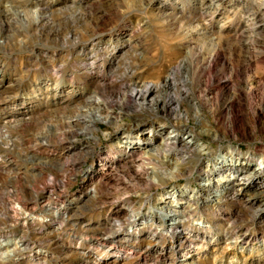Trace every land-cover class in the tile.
<instances>
[{"label": "rangeland", "instance_id": "obj_1", "mask_svg": "<svg viewBox=\"0 0 264 264\" xmlns=\"http://www.w3.org/2000/svg\"><path fill=\"white\" fill-rule=\"evenodd\" d=\"M0 72V211L3 198L29 208L34 191H52L55 206L69 212L55 235L48 234L52 215L28 225L0 217V238L23 231L33 244L28 255L42 252L47 264H95L117 253L115 264H264V205L254 199L260 191L264 198V167L251 173L264 163V0H0ZM172 72L173 86L157 96L173 93L187 117L162 103L156 111L130 102L135 88L163 84ZM94 114L111 121L94 132L98 142L78 120ZM157 125L191 130L211 150L175 177L170 166L148 161L162 174L159 186L148 182L152 170L139 175L136 161L121 158L119 146ZM82 142L93 151L73 154ZM235 149L238 175L251 174L210 202L229 174L214 164ZM112 161L114 171L103 173ZM181 188L198 193L196 204L179 199L187 205L183 235L195 239L173 249L171 239L151 241L164 228L147 220ZM115 221L122 226L113 232Z\"/></svg>", "mask_w": 264, "mask_h": 264}, {"label": "bare ground", "instance_id": "obj_2", "mask_svg": "<svg viewBox=\"0 0 264 264\" xmlns=\"http://www.w3.org/2000/svg\"><path fill=\"white\" fill-rule=\"evenodd\" d=\"M31 16L33 19H35V21L40 18L39 12H36V11L32 12ZM174 74L175 73L172 72L170 74L171 76L168 77L163 84L146 83V84H143L138 89L135 88L131 96L130 102L134 105L139 104L141 106H150L153 110H156V111L158 110L159 105L162 103L163 107H166V108L168 106L169 108L173 106L171 109L172 113L174 112L183 117H187V114L180 113V102L177 100V98L175 97L173 93L166 96L165 99L159 98L157 96V93L159 92V90H161V88L173 86L174 78H175ZM0 75H1V72H0ZM188 80L189 79L186 76L185 82H188ZM184 91H185L184 92L185 96H188L190 93L189 89L185 88ZM95 102H97V104H100L99 99H97ZM199 106H200L199 103L197 102L193 103V107H195L197 111H199L198 110ZM78 120L82 121V123L86 126L85 127L86 130L90 132L88 137L93 142H98L100 140V138L94 134L95 131L99 130V124L101 122L111 123V121L108 118L102 117L99 114H94L93 116H88V117L80 116ZM184 129L186 130L185 127ZM118 131L120 134L123 133L121 129H118ZM77 145L78 146L75 147V151L73 152V154H76L79 151L85 152L86 154L90 150L93 151L94 149L90 145L84 144V142H82L81 144H77ZM119 146H121L122 153H124L121 158H126V159H131V160L133 159L134 161H136L137 163L136 169H137L138 174L146 173V172L148 173L149 169L150 171L152 170V172L147 175L148 182H150V184H155L158 186L162 182H164V180L163 181L159 180L162 174L159 177V175L153 170V168L148 167L147 166L148 161L150 162V160L154 159L158 162V164L159 162H161L162 164L170 166L173 170V171L171 170L173 173L171 174V176L174 175L175 173V175L173 176L175 177L176 174L178 175V173L181 172L180 171L181 168L186 166L192 159L197 158V157L202 158L205 156H209L211 153V150L207 148V146H205L203 142H200V140L196 138V135L191 130H186L185 134H182V131L180 129L166 130V127L163 125L152 126L150 127V129H148V131H143L142 133L136 134L135 136H132V137H129V136L123 137L120 140ZM237 151H238L237 149L232 150L230 156H227L226 154H221L218 160L215 162L214 164L215 170L229 171V174L227 176L222 177L221 180L218 179L217 180L218 185H216L211 190L209 189L211 193L207 199L210 202H215V203L220 202V199L225 194L224 193L225 190L224 188H222L223 185L226 186L229 184H233V185L237 184L239 186L241 184L246 183V180L249 174L251 173L261 174L263 172L262 169L264 167V163L261 162L260 164H258L252 169L251 173L243 172L241 176H239L238 173L240 172V170H242V167H241L242 163L240 162V160L233 159V156L235 157V155H239L238 154L239 152ZM69 152H72V149ZM1 165L2 163L0 161V167H2ZM102 168H104L102 169V172L103 171H107L109 173L113 172L115 169V162L114 161L107 162L104 166H102ZM156 176H158L159 179L155 178ZM207 178L208 177H205L200 182L203 184V186H205V188L206 187L209 188L212 186L210 177L208 179ZM55 181L57 182V179L54 178L53 182ZM263 187H264V181L259 185V188H263ZM244 188L245 187H242V188L240 187L238 190L240 191ZM34 192H35L34 193L35 197L33 196L34 198H32L34 202L33 204H31L29 208L26 205L27 203L22 204V205L21 204L12 205L10 202H6L5 199L3 198L2 200L3 209L0 211L1 219L3 218L6 220H10V219H17V218L20 219V217H22L24 221L23 225H28L30 222H34L35 218H39L41 220L45 215H52L53 219L49 220V223H48L49 225L48 228H51L48 234L55 235L61 231H64V228L66 227L69 221V214H68L69 212L67 208H65V206L63 205H59L57 207L55 206V204H57L56 201L58 199L54 198V194L52 191H45V192L42 191L40 193L36 191ZM262 193L263 192L261 191L256 193L255 198H254L255 201L259 203L258 205L259 208H261L262 205H264V198H262L263 196H261ZM197 194H198L197 191L195 190L190 191L187 188H181V189H176V190L173 189V191L170 194H168L173 199L171 203L169 204V206L167 205V207L162 206V207L153 208L147 221H149V223L153 224L154 226L158 225L159 227H161V229L162 228L164 229L162 231L155 230L150 237L151 241L159 239L160 237L171 239L172 240L171 246L173 249H176L179 246L182 247L184 244H186V247L193 245L194 243L193 240L195 238L192 237L191 235H187V234L183 235L182 224L186 218V215L188 214L186 212L187 205L184 204L183 202L181 203L179 199L181 197H185L187 198L188 202L190 203L194 202L196 204L195 200L199 198ZM5 196H6V193H5ZM204 206L205 205H201L200 207L204 208ZM256 212L258 215L260 213V210ZM135 214L136 213H131L130 219H132L133 217H136ZM35 216H38V217H35ZM71 219H72V216H71ZM44 226L39 227L38 231H40L41 234L45 235V232L48 230V228L47 226L46 227ZM121 226L122 224L119 221H115L114 226H113V229H114L113 232L118 230ZM135 236H137V234H135ZM27 239L24 236L23 231L21 234H14V235L7 236L5 238H0V264H10L13 262H18L19 264H21L24 261H26L28 264H47L46 261L43 260L45 256L42 254V252H37L30 256L28 255L29 252L33 249L32 248L33 244ZM84 242H86V240H83L82 243H80V246H79L80 249H82V245ZM32 252L33 251H31V253ZM82 254L84 258L90 257V253L86 252L85 250L82 251ZM120 254L121 255L117 253L112 258L107 259L109 261L107 260L105 261L102 258L98 262L96 261L95 264H101L103 261L108 262V264L110 263L115 264L117 261L121 260L122 253Z\"/></svg>", "mask_w": 264, "mask_h": 264}]
</instances>
